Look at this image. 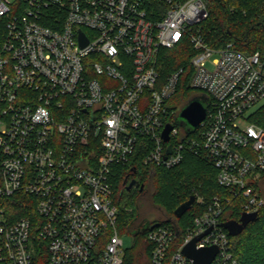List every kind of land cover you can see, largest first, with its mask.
<instances>
[{
  "label": "built area",
  "instance_id": "built-area-1",
  "mask_svg": "<svg viewBox=\"0 0 264 264\" xmlns=\"http://www.w3.org/2000/svg\"><path fill=\"white\" fill-rule=\"evenodd\" d=\"M206 15L203 0H0L4 264H34L30 219L11 221L4 209L18 192L31 196L38 213L45 264H124L111 174L136 152L144 164L171 168L186 148H201L218 184L241 199L242 212L264 205V122L257 123L263 114H247L264 101V49L210 47L197 26ZM185 41L194 50L190 74L179 67L163 75L160 50ZM187 76L189 87L209 100L189 134L177 128L179 107L169 103ZM167 124L172 128L164 140ZM228 202L209 200L170 256L177 228L148 221L152 248L142 264H191L181 248L208 228L195 247L216 246L209 264H238L220 219Z\"/></svg>",
  "mask_w": 264,
  "mask_h": 264
},
{
  "label": "trees",
  "instance_id": "trees-1",
  "mask_svg": "<svg viewBox=\"0 0 264 264\" xmlns=\"http://www.w3.org/2000/svg\"><path fill=\"white\" fill-rule=\"evenodd\" d=\"M203 2L207 15L197 26L210 47L221 48L230 44L231 48L246 53L264 49V0ZM4 33V20H0V47ZM193 54L194 50L188 41L172 49L160 50L163 75L179 67L186 69L187 75L190 74L189 59ZM188 81V76L182 78L176 92L170 97L169 103L174 107L181 108L191 97L193 90ZM262 114L261 118L264 120V112ZM142 156V152H136L130 162L112 168V201L119 207L116 227L130 232L133 237L132 246L124 251V264H142L149 261L152 244L146 240L145 230H142L148 221L170 224L177 228L179 235L170 244L167 254L170 256L180 244L181 234L191 226L193 218L204 210L205 204L214 196L223 200L229 198L220 218L222 222L239 219L242 212L241 199L231 195V187L218 184L217 169L201 148H186L182 161L171 168L144 164ZM262 178L264 181V176ZM128 179H135L142 185V189L135 187L127 190ZM190 195L195 196L192 206L181 217H174L173 210ZM198 199L202 202H198ZM138 200L148 201L160 213L155 219H142L138 222L134 209L130 207ZM4 202V209L11 221L20 217L30 219L34 264H45L47 252L44 241L36 236L38 213L31 196L18 192L6 198ZM257 212L256 218L239 234L229 235L231 251L238 264H264V205ZM0 264H4L1 259Z\"/></svg>",
  "mask_w": 264,
  "mask_h": 264
},
{
  "label": "water",
  "instance_id": "water-1",
  "mask_svg": "<svg viewBox=\"0 0 264 264\" xmlns=\"http://www.w3.org/2000/svg\"><path fill=\"white\" fill-rule=\"evenodd\" d=\"M78 42L80 46L87 43V39L83 33H79ZM205 101V102H204ZM200 100L198 98H189L188 101L181 107L179 111V117L182 118L186 123V128L184 132L189 134L193 132L199 125V123L204 119L206 114V108L209 104V100L205 97V100ZM172 128L171 124H167L163 131L162 137L164 140L168 139V132ZM132 186L137 187L139 190L142 189V185H139L135 179H130L126 185V189L129 190ZM195 196L190 195L188 199L181 202L173 210V215L176 218L181 217L194 203ZM257 211L253 212H242L239 219H229L223 221L221 225L227 230L228 234L235 236L239 234L245 226L253 221L257 216ZM149 222H146L142 228L145 230ZM210 228L206 229L203 233L198 236L193 237L188 242H186L181 248V252L192 260L191 264H209L217 252L216 246H207L203 248H196L195 242L205 233L209 232ZM178 233V231H176Z\"/></svg>",
  "mask_w": 264,
  "mask_h": 264
},
{
  "label": "rangeland",
  "instance_id": "rangeland-1",
  "mask_svg": "<svg viewBox=\"0 0 264 264\" xmlns=\"http://www.w3.org/2000/svg\"><path fill=\"white\" fill-rule=\"evenodd\" d=\"M217 55L213 54L210 59L215 58ZM207 66L209 68H211V64L208 63ZM198 98L200 100H205L206 95L199 92V91H193L192 95L190 98ZM205 102V101H204ZM264 101L260 102L259 104H257L254 108H252L251 110H249V112L247 114H249L251 111L253 110H259V113H263L264 112ZM179 111L180 109H176L175 110V114L173 116V121L176 124L177 128L179 129V131L185 130L186 128V123L185 121L179 117ZM260 122H264V120L262 118H259ZM259 189L261 191V193L263 194L264 197V181H262L260 183ZM131 208L134 209L135 215H136V220L139 222L140 220H152L155 219V217L160 213L159 210H157L156 208L152 207L150 205V203L148 201H143V200H138L136 203H133L130 205ZM119 208V207H117ZM161 218V217H160ZM117 231L119 236L122 239V249L128 250L133 243V237L132 234L128 231H124V230H119L117 227Z\"/></svg>",
  "mask_w": 264,
  "mask_h": 264
},
{
  "label": "flooded vegetation",
  "instance_id": "flooded-vegetation-1",
  "mask_svg": "<svg viewBox=\"0 0 264 264\" xmlns=\"http://www.w3.org/2000/svg\"><path fill=\"white\" fill-rule=\"evenodd\" d=\"M129 180H130V179H128V180H127V183L129 182ZM127 183H126V184H127ZM131 188H135V187H134V186H132Z\"/></svg>",
  "mask_w": 264,
  "mask_h": 264
}]
</instances>
